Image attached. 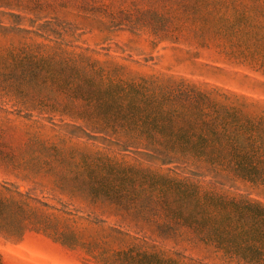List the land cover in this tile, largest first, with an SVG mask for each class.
<instances>
[{"label":"trees","instance_id":"1","mask_svg":"<svg viewBox=\"0 0 264 264\" xmlns=\"http://www.w3.org/2000/svg\"><path fill=\"white\" fill-rule=\"evenodd\" d=\"M0 5L33 14L47 9L71 14L72 8L109 29L147 32L156 45L168 41L214 48L264 75V0H21ZM82 57L66 62L81 79L73 97L82 103L76 110L64 106L63 114L80 120L82 126L75 123L88 139L114 140L124 151L145 155L151 165H108L109 174L97 180L87 151V174L72 188L94 203L114 206L123 219L147 223L163 238L186 237L226 264H264V97L174 75L125 78L127 67L120 63L98 65L96 60L86 71ZM242 75L253 88H264V80ZM31 199L0 183V235L21 239L27 229L43 232L68 247H84L100 264H216L166 249L121 225H109L105 234L87 240L57 216L33 208Z\"/></svg>","mask_w":264,"mask_h":264},{"label":"rangeland","instance_id":"2","mask_svg":"<svg viewBox=\"0 0 264 264\" xmlns=\"http://www.w3.org/2000/svg\"><path fill=\"white\" fill-rule=\"evenodd\" d=\"M0 2L16 5L21 0ZM11 8L0 5V183L28 193L33 208L57 216L87 240L105 234L109 225H121L166 249L226 264L186 237L163 238L147 223L123 219L114 213V206L94 203L72 188L87 174V151L90 171L97 180L109 174V166L147 168L151 164L145 155L124 151L114 140L88 139L75 123L81 121L63 114L64 106L76 110L82 103L73 97L81 79L70 73L66 62L83 56L80 64L86 71L96 60L98 65L120 63L127 67L125 78L174 75L263 97L264 88H253V81L242 73L262 80L264 75L234 64L228 53L214 48L168 41L156 45L147 32L109 29L72 8L68 9L71 14L51 9L33 14ZM48 28L62 33H51ZM43 202L77 216L57 212ZM0 254V264H100L84 247H68L32 229L21 239L0 235Z\"/></svg>","mask_w":264,"mask_h":264}]
</instances>
